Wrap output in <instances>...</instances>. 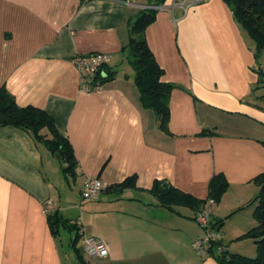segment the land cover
Returning <instances> with one entry per match:
<instances>
[{"label":"crops","instance_id":"crops-1","mask_svg":"<svg viewBox=\"0 0 264 264\" xmlns=\"http://www.w3.org/2000/svg\"><path fill=\"white\" fill-rule=\"evenodd\" d=\"M149 4L0 0V87L18 106L50 116L77 161L75 179L66 178L58 157L29 133L0 127V264H78L70 242L66 250L60 233L50 232L53 211L75 223L81 237L106 244L108 255L92 259L81 238L88 264H217L193 246L203 237L195 212L160 207L147 190L165 181L206 199L210 179L221 174L228 188L213 208V226L257 196L264 89L256 68H264V51L255 57L223 0H166L144 32L162 81L175 86L163 132L155 114L141 107L134 73L114 65L123 61L130 22ZM96 52L110 55L115 75L86 93L73 59ZM130 176L136 189L81 198L86 177L111 186Z\"/></svg>","mask_w":264,"mask_h":264},{"label":"trees","instance_id":"trees-1","mask_svg":"<svg viewBox=\"0 0 264 264\" xmlns=\"http://www.w3.org/2000/svg\"><path fill=\"white\" fill-rule=\"evenodd\" d=\"M151 8L140 10L139 14L129 24V40L123 47L125 59L134 73V84L138 90L141 107L151 110L157 119L158 128L168 131L170 112L169 98L175 86L162 81L163 70L157 64L154 55L144 37L146 28L156 20L157 8L164 5L166 0H150ZM232 10L235 21L247 34L254 44L255 57L259 58L264 51V0H223ZM115 71L106 65L102 76H97L92 85L99 86L109 82ZM12 126L29 133L36 143L43 144L52 154H58L61 161V172L66 178L72 180L76 176L77 161L68 140L61 136L54 126L53 119L43 110L32 106L20 107L14 98L8 94L4 87H0V127ZM45 130V132H43ZM259 192L252 203H255L253 217L255 226L241 238H250L254 241L257 250L256 258H246L238 254H230L226 249L220 254L212 252L211 256L217 264H264V173L254 180ZM228 184L221 174L214 175L208 183L206 199H197L184 193L165 181L155 180L152 187L147 190L160 207L172 210L177 207L189 208L194 212L200 210L208 199L218 204L226 192ZM136 189V176L127 177L117 185L109 186L120 194L124 190ZM47 222L53 236H58L60 230L73 232L70 248L78 264H88L82 250L78 247L81 240L79 229L61 216L58 211L47 214ZM219 230L223 222L215 224Z\"/></svg>","mask_w":264,"mask_h":264},{"label":"built area","instance_id":"built-area-1","mask_svg":"<svg viewBox=\"0 0 264 264\" xmlns=\"http://www.w3.org/2000/svg\"><path fill=\"white\" fill-rule=\"evenodd\" d=\"M111 57L105 53H90L87 55L76 56L73 59L74 66L77 70L80 88L82 91L89 93L99 88L98 84L93 86L91 83L97 76H102L104 66L108 65ZM260 72V83L264 89V68L257 67ZM109 185L102 180L94 177H86L84 179L81 198L84 201L96 200L99 195L105 191ZM48 205L47 208H50ZM215 203L212 199H208L205 205L194 213V220L203 231V237L193 243L197 254L200 258L208 257L215 251L220 254L225 251V246L222 243L220 232L213 226L212 213ZM79 234L82 232L79 230ZM83 246L86 255L92 259L104 258L108 255L106 244L94 237H82Z\"/></svg>","mask_w":264,"mask_h":264},{"label":"rangeland","instance_id":"rangeland-1","mask_svg":"<svg viewBox=\"0 0 264 264\" xmlns=\"http://www.w3.org/2000/svg\"><path fill=\"white\" fill-rule=\"evenodd\" d=\"M121 59L122 57L114 61L115 68L122 74L127 73L133 76V70L126 61L125 56L123 57V61H119ZM255 205V203L245 204L234 211H230L227 217L223 219L220 235L224 238V240L222 239L223 245L227 246L230 254H238L251 259L257 257V250L254 241L250 238L240 239L242 235L246 234L256 224L253 217ZM73 235V232H68L66 230L60 232V240L66 250L67 244L71 241ZM71 263L76 264L74 260Z\"/></svg>","mask_w":264,"mask_h":264},{"label":"water","instance_id":"water-1","mask_svg":"<svg viewBox=\"0 0 264 264\" xmlns=\"http://www.w3.org/2000/svg\"><path fill=\"white\" fill-rule=\"evenodd\" d=\"M55 157H58V154H55Z\"/></svg>","mask_w":264,"mask_h":264}]
</instances>
